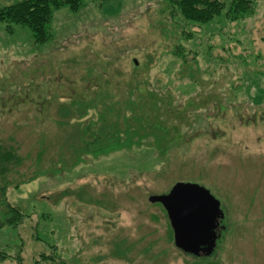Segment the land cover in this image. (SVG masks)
Segmentation results:
<instances>
[{
	"label": "rangeland",
	"instance_id": "rangeland-1",
	"mask_svg": "<svg viewBox=\"0 0 264 264\" xmlns=\"http://www.w3.org/2000/svg\"><path fill=\"white\" fill-rule=\"evenodd\" d=\"M254 1L244 18L225 9L199 25L166 0H84L53 9L43 42L0 22V143L21 160L0 178V216L7 204L23 213L0 227V264H264V0ZM97 96L140 105L147 138L85 153L72 135L105 124L102 104H84ZM177 182L220 202L207 257L176 248L149 201Z\"/></svg>",
	"mask_w": 264,
	"mask_h": 264
},
{
	"label": "trees",
	"instance_id": "trees-1",
	"mask_svg": "<svg viewBox=\"0 0 264 264\" xmlns=\"http://www.w3.org/2000/svg\"><path fill=\"white\" fill-rule=\"evenodd\" d=\"M172 7L186 21L194 22L199 25L206 24L214 20L216 16L221 15L222 11H225V17L230 20H238L253 14L255 9L254 0H229L226 4L221 0H166ZM84 0H21L13 5L4 6L0 8V22H14L22 25H26L33 34L34 39L37 42H43L49 38V22L51 20L53 9L60 6H67L71 11H76L82 5ZM127 93H132L128 90ZM133 94V93H132ZM109 96V95H108ZM93 97V96H92ZM105 97L100 99V96L92 98L88 101H84L87 106L98 107L100 103L102 107L98 110L100 114V123L104 125L98 128L97 131H90L89 134H83L89 128V126H78V130H74L73 138L81 139V146L88 150L87 154L91 156H98L101 154H108L113 151H120L130 149L134 145L140 144L147 138L148 133L144 129L150 128L149 121L142 112L141 107L131 98L125 97L123 100L124 106L119 108H112L109 105V99ZM76 99H74L75 101ZM87 100V98H86ZM76 102V101H75ZM83 104V105H84ZM81 105V104H80ZM109 105V106H108ZM86 107H84V111ZM115 109V110H114ZM114 110V111H113ZM67 111L65 110V114ZM86 112L80 113V117L86 116ZM145 115V114H144ZM91 123L94 125L99 124V121ZM115 129L113 131L112 129ZM104 130H108V133H104L102 138L100 134ZM158 130V127L156 128ZM81 132V133H80ZM82 136H81V135ZM162 140L154 134V142L151 143L154 147L161 148ZM73 164L82 161V157L79 153ZM84 155V154H83ZM20 156L16 155L15 149L7 147L0 143V178L4 179L6 171L8 170V164L12 161L20 163ZM6 213L0 216V227L7 224L18 223L23 218V213L16 207L7 204Z\"/></svg>",
	"mask_w": 264,
	"mask_h": 264
},
{
	"label": "water",
	"instance_id": "water-1",
	"mask_svg": "<svg viewBox=\"0 0 264 264\" xmlns=\"http://www.w3.org/2000/svg\"><path fill=\"white\" fill-rule=\"evenodd\" d=\"M166 211L174 246L193 256H209L214 250L216 229L223 218L220 202L196 183L177 182L160 195L149 196Z\"/></svg>",
	"mask_w": 264,
	"mask_h": 264
},
{
	"label": "flooded vegetation",
	"instance_id": "flooded-vegetation-1",
	"mask_svg": "<svg viewBox=\"0 0 264 264\" xmlns=\"http://www.w3.org/2000/svg\"><path fill=\"white\" fill-rule=\"evenodd\" d=\"M218 226H219V225H218ZM217 229H218V227H217ZM217 229H216V230H217Z\"/></svg>",
	"mask_w": 264,
	"mask_h": 264
}]
</instances>
